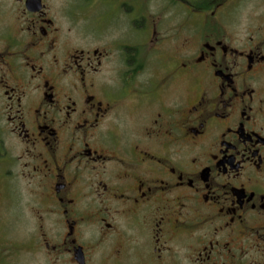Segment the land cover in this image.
<instances>
[{
    "label": "flooded vegetation",
    "instance_id": "1",
    "mask_svg": "<svg viewBox=\"0 0 264 264\" xmlns=\"http://www.w3.org/2000/svg\"><path fill=\"white\" fill-rule=\"evenodd\" d=\"M251 4L0 0V210L19 179L34 220L21 236L17 210L16 261L264 264Z\"/></svg>",
    "mask_w": 264,
    "mask_h": 264
},
{
    "label": "rangeland",
    "instance_id": "2",
    "mask_svg": "<svg viewBox=\"0 0 264 264\" xmlns=\"http://www.w3.org/2000/svg\"><path fill=\"white\" fill-rule=\"evenodd\" d=\"M251 0H249V6L247 9H244L242 11L241 15V22H246L248 20L253 19L256 17L255 11L251 7ZM260 5V4H259ZM107 10L110 9V5L107 4ZM248 9L250 11H248ZM106 10L101 12V15H105ZM109 12H112V10H109ZM88 16L90 17V27L88 29H92V27L95 24V16L93 13H88ZM13 187L16 188L15 192L17 195L12 194L10 196V202L12 205L7 204V212L4 211V209L0 210V264H35V262H39L41 260L40 254H37L36 258L34 256L29 254H22V259L19 263V261H16V242L14 239H16V236H19L18 233V226L19 222L17 219L18 217V211H20L21 216L23 217V221H21V236L24 235V230L32 228L34 225V220L32 219L33 216L30 212V207L32 206V199L31 195L29 193V190L27 188V185L25 182L20 181L19 179H14L12 181ZM18 199V201H17ZM16 201L18 206H16ZM15 207V210H14ZM18 210V211H17ZM5 212V213H4ZM20 221V220H19ZM250 261H253V257L250 256ZM17 262V263H16ZM61 262V261H59ZM67 264L66 259L62 260L61 264Z\"/></svg>",
    "mask_w": 264,
    "mask_h": 264
},
{
    "label": "water",
    "instance_id": "3",
    "mask_svg": "<svg viewBox=\"0 0 264 264\" xmlns=\"http://www.w3.org/2000/svg\"><path fill=\"white\" fill-rule=\"evenodd\" d=\"M76 258L78 261L81 262V264H84V257H83V252H82L81 248H78L76 250Z\"/></svg>",
    "mask_w": 264,
    "mask_h": 264
}]
</instances>
